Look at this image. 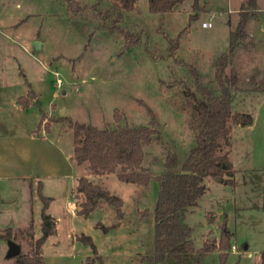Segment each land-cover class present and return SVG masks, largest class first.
Here are the masks:
<instances>
[{"label":"rangeland","instance_id":"rangeland-1","mask_svg":"<svg viewBox=\"0 0 264 264\" xmlns=\"http://www.w3.org/2000/svg\"><path fill=\"white\" fill-rule=\"evenodd\" d=\"M80 1L92 5L96 0ZM194 1L184 0L173 11L161 14L150 11L148 0H138L137 9L126 11L122 24L133 31L144 29L142 41L127 48L123 34L111 31L96 18L91 6L76 12L67 0H0V91L6 103L0 109V150L6 151L12 138L28 140L25 134L31 126L46 129L45 124L50 126L46 129L50 140L58 147L51 144L44 158L47 171H38L39 164L19 157L16 169L4 159L0 163V234L10 227V239L20 244L22 251L31 247L27 186L32 187L29 217L34 218L36 236L41 233L40 180L43 193L54 197L53 210L62 213L57 232L44 242L45 264H90L93 259L99 264L91 246L77 237L82 233L93 237L107 264H151L143 255L153 251L154 218L142 211L153 210L158 179L138 185L120 180L116 173H93L88 163L77 164L73 130L57 118L70 115L101 127L116 126L114 114L119 109L121 124H148L144 100L157 112L162 131L161 138L145 145L144 165L154 176L162 173L170 147L178 151L183 163L195 144L190 111L185 106L195 86L189 65L197 69L204 84L220 92L215 62L229 47L244 0H199L202 9L197 18ZM110 4L111 0H104L103 7ZM258 6L227 67V72L239 76L232 87L233 110L253 115L252 124H233L231 156L236 184L206 177L208 189L199 204L184 212L196 247L219 239L221 223L227 221L234 236L225 264L264 261V0H259ZM178 36L180 46L170 54L171 40ZM36 39L42 42L39 50L32 44ZM58 78L63 81L60 86ZM31 88L36 97L24 111L18 96L27 95ZM13 98L20 110H15ZM43 113L45 120L40 124ZM14 119L25 127L15 125ZM21 167L26 173L18 171ZM16 170L17 176L25 177L6 176ZM83 174L123 197L124 217L107 202L89 216L77 211L72 216L74 207L67 199ZM80 199L76 197L77 209ZM98 221L117 226L105 232L96 226ZM9 240L0 236V264L14 263L15 257H6ZM200 264H221L220 250L202 253Z\"/></svg>","mask_w":264,"mask_h":264},{"label":"trees","instance_id":"trees-1","mask_svg":"<svg viewBox=\"0 0 264 264\" xmlns=\"http://www.w3.org/2000/svg\"><path fill=\"white\" fill-rule=\"evenodd\" d=\"M184 0H148L152 12L165 14L173 11ZM138 0H111L110 6L103 7L104 0H96L92 5L83 4L80 0H67L69 7L76 12L92 7L95 17L111 31L118 30L127 40L126 46L138 44L142 41L143 30L133 31L122 24L126 11L137 9ZM259 0H244L240 8V19L230 34V44L226 52L218 56L215 62V77L220 92H215L204 84L197 69L190 68L195 76V86L190 91V97L185 106L190 111L189 126L194 134L195 144L190 149L185 161L181 163L179 153L170 147L165 153V170L154 176L152 171L144 165L145 145L151 144L156 138L162 137L158 114L146 101L141 100L150 115L148 124L123 125L122 113L115 111L116 126L101 127L91 122L73 119L70 115H61L59 121L68 122L73 130V158L77 164L88 163L90 170L96 174L116 173L125 182L138 185H148L152 178L159 181V193L153 210L144 209L143 214L152 213L154 218V247L151 253L143 255L151 264H200L201 254L214 249L220 250L221 264H225L232 247L234 233L227 221L221 223L219 239L206 240L201 247H196L192 237V226L184 220V212L189 207L199 204L200 198L207 191L206 177H222V181L234 186L236 184V169L232 159V129L233 124L247 125L253 123L250 112H235L232 104V87L236 86L239 76L235 72H227L230 55L235 50L240 38L246 35L247 25L258 9ZM197 18L202 7L199 0L193 3ZM113 17V20L108 22ZM180 46L179 36L171 40L170 54H175ZM36 97L31 88L27 95L19 96V102L25 108ZM45 120L42 115L40 124ZM39 126L37 129H39ZM47 130L50 129L45 124ZM37 195L43 202L41 206L40 235L36 236L35 221L32 217L27 229L31 234L30 249L15 255L13 264H45L43 245L46 239L57 231L55 217L47 212L53 197L42 191L39 180ZM75 195L78 201L79 214L89 216L96 211L103 202L115 206L119 217H124V199L112 192L88 175H80L75 184ZM96 226L105 232L116 227L117 224L104 225L99 221ZM1 233L4 239H10L12 229ZM15 238V236H13ZM89 244L99 264H107L103 254L89 234L77 235ZM94 259L90 264H94ZM264 264V261L263 263Z\"/></svg>","mask_w":264,"mask_h":264},{"label":"crops","instance_id":"crops-1","mask_svg":"<svg viewBox=\"0 0 264 264\" xmlns=\"http://www.w3.org/2000/svg\"><path fill=\"white\" fill-rule=\"evenodd\" d=\"M64 92H65V90H64ZM4 98L5 97L3 96V93L0 91V109H1V107H3L6 104ZM11 102H13V104H15V106L17 107V105H16L18 103L17 98H13L11 100ZM20 109H21V105L19 106V109L17 107L15 110H20ZM22 109L24 111H26L27 108H22ZM14 120L16 122L15 125H21V126L25 127L24 124H20V122L18 123V121L16 119H14ZM36 129H37V127L31 126L29 131L25 134L26 138L29 140V143H27L28 140L24 141V140L12 138L11 144L8 145L7 149H5L6 151L2 152V150H0V163H2V160L4 159V162L5 161L7 162V163H5L6 165L9 164L10 166H14V168L16 169V167L19 166L17 164V157H19L23 161H29L30 163L39 164L40 165L39 166L40 170L38 169V171H41V172L42 171H47L48 168H49V166L47 165L48 161L45 162L44 158L48 157L49 149H50L51 144H52V146H55V144L50 140V133L46 129L42 128V129H38V131ZM23 141H24V143H23ZM57 148L58 147L55 146V149H57ZM45 163H46V165H45ZM1 169L2 168H1V164H0V173L2 172ZM19 169L21 171L18 170V168H17V170L19 172L26 173V172H24V168L23 167H21ZM18 171L16 173L15 172L11 173V172L8 171L6 176L11 177V178H13L15 176L17 178H24L25 176H23V174H21L22 177L17 176L19 174ZM31 190H32V187L31 188L28 187V186L26 187V191H27V203H26V206H27L26 207L27 208V217L30 220H31V217H29V216L32 215V211H30L31 205L29 203V200L31 198V196H30ZM75 196H76L75 195V189H73V195L70 196V198L67 199V203L70 206L74 207V210L71 213L72 216H74L75 215V211H77V201H76V197ZM51 197H53V196H51ZM53 207H54V197H53V200L50 202V204H49V206L47 208V212H49L50 214H52L55 217L56 222H57V230H58L59 223L62 220V215H61L62 213L53 210Z\"/></svg>","mask_w":264,"mask_h":264},{"label":"water","instance_id":"water-1","mask_svg":"<svg viewBox=\"0 0 264 264\" xmlns=\"http://www.w3.org/2000/svg\"><path fill=\"white\" fill-rule=\"evenodd\" d=\"M32 44L36 50H39L42 47V42L38 39L34 40L32 42ZM64 109H65V107H62L61 112H63ZM216 179L222 181V177H220V176H217ZM247 247H248V245L246 244L245 248H247ZM21 251H22L21 245L16 243L14 240L10 239L9 240V249H8V252L6 253V257H14L15 255L19 254Z\"/></svg>","mask_w":264,"mask_h":264},{"label":"built area","instance_id":"built-area-1","mask_svg":"<svg viewBox=\"0 0 264 264\" xmlns=\"http://www.w3.org/2000/svg\"><path fill=\"white\" fill-rule=\"evenodd\" d=\"M62 83H63L62 79L61 78H58L57 79V85L60 86V85H62ZM233 248L235 249L236 248V245H233ZM0 250H1V246H0Z\"/></svg>","mask_w":264,"mask_h":264}]
</instances>
